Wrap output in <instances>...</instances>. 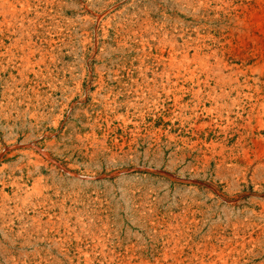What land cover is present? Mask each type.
I'll return each mask as SVG.
<instances>
[{
  "label": "rangeland",
  "instance_id": "1",
  "mask_svg": "<svg viewBox=\"0 0 264 264\" xmlns=\"http://www.w3.org/2000/svg\"><path fill=\"white\" fill-rule=\"evenodd\" d=\"M0 264H264V0H0Z\"/></svg>",
  "mask_w": 264,
  "mask_h": 264
}]
</instances>
